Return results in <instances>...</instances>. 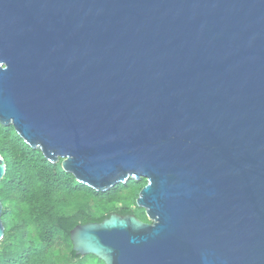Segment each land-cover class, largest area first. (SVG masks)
I'll use <instances>...</instances> for the list:
<instances>
[{"label": "water", "instance_id": "obj_1", "mask_svg": "<svg viewBox=\"0 0 264 264\" xmlns=\"http://www.w3.org/2000/svg\"><path fill=\"white\" fill-rule=\"evenodd\" d=\"M0 124L96 192L148 181L76 255L264 264V0H0Z\"/></svg>", "mask_w": 264, "mask_h": 264}, {"label": "trees", "instance_id": "obj_2", "mask_svg": "<svg viewBox=\"0 0 264 264\" xmlns=\"http://www.w3.org/2000/svg\"><path fill=\"white\" fill-rule=\"evenodd\" d=\"M0 154L7 165L6 176L0 182L5 228L0 264H46L48 250L59 239L70 248L67 264L80 262L82 257L73 251L71 231L80 224L100 223L108 218L112 213L100 215L94 206L120 203L119 196L123 195L118 193L126 186L119 184L105 193L93 191L64 172L61 162L52 164L41 151L29 147L12 126L0 124ZM13 208L26 210L27 220H13ZM115 213L148 221L145 213L134 214L128 204Z\"/></svg>", "mask_w": 264, "mask_h": 264}, {"label": "rangeland", "instance_id": "obj_3", "mask_svg": "<svg viewBox=\"0 0 264 264\" xmlns=\"http://www.w3.org/2000/svg\"><path fill=\"white\" fill-rule=\"evenodd\" d=\"M62 162V161H60ZM148 184V181L144 178H142L139 181H136L134 179H129L126 184V188L122 191L123 196H119L120 203H111L108 205H103L99 204L94 206L91 202H89L90 206L93 205L97 212L100 215H106L110 213H115L118 208H121L122 205H127L129 206L130 210L134 214H142L145 213V210L142 208H139L137 206V199L140 196L141 190ZM93 190V189H92ZM94 191V190H93ZM96 192V191H95ZM98 193V192H97ZM101 201V198L99 199ZM13 220H18L25 222L27 220V212L26 210L18 209V208H13V215H12ZM31 234H35L33 229H31ZM1 243V242H0ZM70 254V248H68L67 244L63 240H57L54 245L51 246V248L48 250V253L46 254V264H67L68 262V256ZM61 257V258H60ZM41 262V261H38ZM34 264V263H31ZM70 264H102V262L98 259H92L91 256H84L82 257V260L80 262H74ZM104 264V263H103Z\"/></svg>", "mask_w": 264, "mask_h": 264}]
</instances>
